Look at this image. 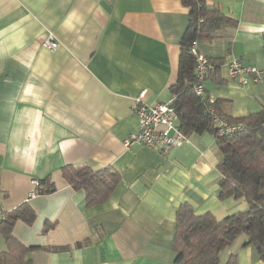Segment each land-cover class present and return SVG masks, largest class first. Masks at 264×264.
<instances>
[{
	"label": "crops",
	"instance_id": "1",
	"mask_svg": "<svg viewBox=\"0 0 264 264\" xmlns=\"http://www.w3.org/2000/svg\"><path fill=\"white\" fill-rule=\"evenodd\" d=\"M206 3L234 19L197 42L216 63L206 93L227 116L246 117L264 107V0ZM189 23L181 0H0V207L35 209L33 223L13 228L36 246L32 264H182L173 247L182 203L218 219L248 208L245 197L218 195L214 134L191 133L165 151L123 142L138 129L133 103L142 91L148 103L173 98ZM49 34L54 49L43 44ZM234 61L258 67L262 79L239 84L229 75ZM67 164L111 166L121 178L88 206L85 190L62 175ZM46 177L56 190L30 197ZM46 222L54 227L44 232ZM245 239L222 251L221 264L231 253L238 264H264Z\"/></svg>",
	"mask_w": 264,
	"mask_h": 264
},
{
	"label": "trees",
	"instance_id": "2",
	"mask_svg": "<svg viewBox=\"0 0 264 264\" xmlns=\"http://www.w3.org/2000/svg\"><path fill=\"white\" fill-rule=\"evenodd\" d=\"M181 1L189 8L190 23L180 44L178 78L171 86L178 123L186 135L206 131L215 135L221 152L217 164L221 172L218 195L220 198L245 197L248 208L218 219L210 211L196 213L189 202L182 203L176 213L173 242L176 258L182 264H221L222 251L245 234L243 244H252L264 260V107L246 117L232 118L222 110L221 99L210 100L206 88L204 94L197 93L196 59L191 47L195 41L213 37L218 27L234 23V19L219 8L210 7L206 0ZM215 113L231 123L240 122L242 126L232 135L222 134L215 124ZM61 170L74 189L85 190L88 206L104 202L121 178L111 166L93 170L88 166L67 164ZM39 183L41 193L56 190L50 177ZM35 218L36 211L28 202L4 211L0 228L7 248L0 252V264H32L28 254L36 246L20 241L13 228L18 220L31 224ZM52 227L54 223L46 222L43 231ZM225 264H238L237 254L231 253Z\"/></svg>",
	"mask_w": 264,
	"mask_h": 264
},
{
	"label": "built area",
	"instance_id": "3",
	"mask_svg": "<svg viewBox=\"0 0 264 264\" xmlns=\"http://www.w3.org/2000/svg\"><path fill=\"white\" fill-rule=\"evenodd\" d=\"M43 44L54 49L58 46L56 38L49 34ZM191 53L196 59L197 83L195 89L197 93L204 94L206 78L215 70V63L205 53L201 52L195 41L191 47ZM229 75L237 78L239 84L245 85L250 82H257L262 79V70L256 66L246 65L240 61H234L229 67ZM145 91H142L134 100L133 110L138 116L139 125L136 131H133L124 139V145L131 147L133 145H145L159 151H165L170 147L177 146L188 140L179 126L178 113L172 101L148 103L144 100ZM213 101L214 97L210 96ZM213 111V109H212ZM214 121L219 128V132L232 135L242 124L231 123L225 118H221L217 113L214 114ZM34 187L30 191V197L38 195L40 192V183L34 180ZM5 209L0 207V220Z\"/></svg>",
	"mask_w": 264,
	"mask_h": 264
}]
</instances>
